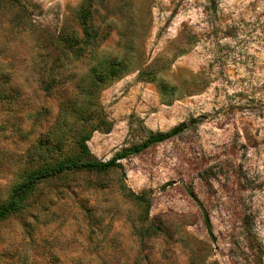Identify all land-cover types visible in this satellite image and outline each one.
Returning <instances> with one entry per match:
<instances>
[{
  "label": "rangeland",
  "instance_id": "obj_1",
  "mask_svg": "<svg viewBox=\"0 0 264 264\" xmlns=\"http://www.w3.org/2000/svg\"><path fill=\"white\" fill-rule=\"evenodd\" d=\"M83 9L110 31L99 60L78 56ZM112 62L126 67L100 79ZM101 119V160L186 130L123 170L35 185L0 219V264L264 260V0H1L0 204Z\"/></svg>",
  "mask_w": 264,
  "mask_h": 264
},
{
  "label": "trees",
  "instance_id": "obj_2",
  "mask_svg": "<svg viewBox=\"0 0 264 264\" xmlns=\"http://www.w3.org/2000/svg\"><path fill=\"white\" fill-rule=\"evenodd\" d=\"M1 1V0H0ZM82 24L84 26V35L83 39L85 43H81L79 47L78 56L80 58H87L88 56L93 57L96 60H99L104 55L100 53L103 52L101 45L102 39H105L109 34L110 31H105V33L101 32L98 29H93L90 24L87 22L90 21V12L88 10H82ZM126 67L125 64H119L118 62L110 63L108 70L102 71L100 79L102 80H111L115 77L119 76L122 70ZM153 77L151 80H154ZM68 109L62 108L58 113V121L57 124L60 126L61 123L64 125L68 124V116H67ZM97 114H99L97 112ZM98 116V115H97ZM100 117V115L98 116ZM97 117V120H98ZM96 118V117H94ZM101 118V117H100ZM97 122V121H96ZM107 121L103 119L99 120L95 125H93V129L88 131V129H83L80 135L75 140V145L77 147L76 153L69 157H65L57 162L48 164L42 168H39L35 172L31 173L28 178L20 184L14 191L11 198L4 204H0V219L9 216L19 207V200L28 193L35 185L40 183L41 181L49 178L56 177L63 173L72 172V171H105L110 169H124V165L122 163V159L127 158L132 154H138L144 151L146 148L151 146L152 144L166 141L172 137H175L186 130V123H182L179 126L175 127L174 129L170 130L169 132H160V133H151L149 137L141 144L133 145L131 147L122 149L121 151L116 152L111 158L107 160H101L91 154L89 145L87 141L92 136V132L96 129H100L102 124H107ZM58 127V129L60 128ZM64 133L61 134L56 140L57 143L62 144L64 143ZM136 199H141L140 196L136 195ZM206 227L208 231L212 234V225L210 222L209 217L205 219ZM246 233L248 234V239L250 241L251 238V231L246 229ZM251 248H253L251 246ZM261 254V253H260ZM252 264H264L263 256L257 255L254 256L251 260Z\"/></svg>",
  "mask_w": 264,
  "mask_h": 264
}]
</instances>
